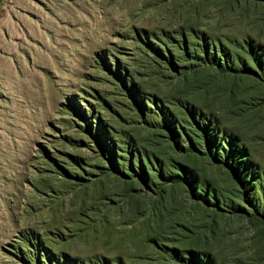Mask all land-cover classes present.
<instances>
[{
    "label": "rangeland",
    "instance_id": "1",
    "mask_svg": "<svg viewBox=\"0 0 264 264\" xmlns=\"http://www.w3.org/2000/svg\"><path fill=\"white\" fill-rule=\"evenodd\" d=\"M0 264H264V0H0Z\"/></svg>",
    "mask_w": 264,
    "mask_h": 264
},
{
    "label": "trees",
    "instance_id": "2",
    "mask_svg": "<svg viewBox=\"0 0 264 264\" xmlns=\"http://www.w3.org/2000/svg\"><path fill=\"white\" fill-rule=\"evenodd\" d=\"M247 214V213H246ZM254 218V217H256V215H255V213L254 214H252V215H250V218Z\"/></svg>",
    "mask_w": 264,
    "mask_h": 264
},
{
    "label": "bare ground",
    "instance_id": "3",
    "mask_svg": "<svg viewBox=\"0 0 264 264\" xmlns=\"http://www.w3.org/2000/svg\"><path fill=\"white\" fill-rule=\"evenodd\" d=\"M103 240V239H102ZM109 242V241H108ZM100 243V242H99ZM95 244V243H94ZM98 249V248H97Z\"/></svg>",
    "mask_w": 264,
    "mask_h": 264
}]
</instances>
